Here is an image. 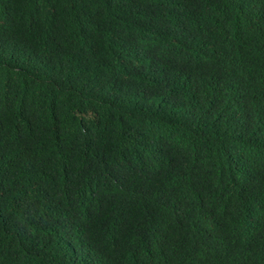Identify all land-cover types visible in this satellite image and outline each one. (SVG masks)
Instances as JSON below:
<instances>
[{"label": "trees", "instance_id": "1", "mask_svg": "<svg viewBox=\"0 0 264 264\" xmlns=\"http://www.w3.org/2000/svg\"><path fill=\"white\" fill-rule=\"evenodd\" d=\"M0 264H264V0H0Z\"/></svg>", "mask_w": 264, "mask_h": 264}]
</instances>
